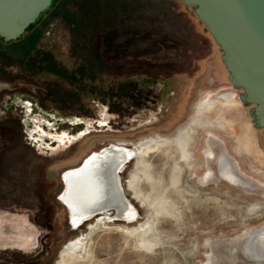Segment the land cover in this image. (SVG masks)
I'll list each match as a JSON object with an SVG mask.
<instances>
[{"label":"rangeland","instance_id":"1","mask_svg":"<svg viewBox=\"0 0 264 264\" xmlns=\"http://www.w3.org/2000/svg\"><path fill=\"white\" fill-rule=\"evenodd\" d=\"M226 93L242 92L182 0H56L0 41V212L35 232L30 249L0 245V264H264L246 251L264 230V132ZM62 132L85 135L58 147ZM112 144L139 151L120 174L137 221L73 229L62 175Z\"/></svg>","mask_w":264,"mask_h":264},{"label":"water","instance_id":"2","mask_svg":"<svg viewBox=\"0 0 264 264\" xmlns=\"http://www.w3.org/2000/svg\"><path fill=\"white\" fill-rule=\"evenodd\" d=\"M56 0H0V41L20 39ZM221 51L228 81L264 132V0H182ZM249 252V251H248Z\"/></svg>","mask_w":264,"mask_h":264},{"label":"bare ground","instance_id":"3","mask_svg":"<svg viewBox=\"0 0 264 264\" xmlns=\"http://www.w3.org/2000/svg\"><path fill=\"white\" fill-rule=\"evenodd\" d=\"M228 94L219 96V99L225 100V102H234L236 103L235 105L240 104L241 100L239 97L235 95L231 97ZM125 150L127 149L124 147L115 146L104 148L96 153H92V155L90 154L91 156L89 155L90 157L88 156L79 167L69 170L62 175L64 186L59 196V202L66 209L68 220L73 227H76L77 224L88 222L96 216H101V218L96 221L95 225L90 227L89 233L102 227L105 224V220L123 221L132 224L137 221L138 213L136 208L124 197L120 183L122 171L119 172V170L121 167L123 169L127 165V161H130L134 156V154ZM143 151L147 153V149ZM214 158L213 156L211 159ZM225 159L223 155L217 159L220 166L218 173L221 178L225 179V181L227 180L232 185L244 186V181L238 176L237 172L233 168L225 166L226 164L229 165ZM95 170L98 171V176L103 182V193L99 195L91 194L90 192L92 178L94 179L93 171ZM109 214H114L112 215L114 217L109 216ZM6 222L11 224L8 230L10 234H14L13 236L6 235L7 230L3 225ZM89 233L86 235L85 241L89 239ZM263 233V229L258 232V244H254V240H250L246 245V251H249L251 254V256L249 254V257L257 259L258 253L260 251H262L261 253L264 252ZM34 238L35 232L33 229H30V224L27 222L25 216L0 212L1 246H11L19 250H27L30 245H32L30 247H33L35 244ZM82 243V241L79 243L78 250L82 249Z\"/></svg>","mask_w":264,"mask_h":264},{"label":"flooded vegetation","instance_id":"4","mask_svg":"<svg viewBox=\"0 0 264 264\" xmlns=\"http://www.w3.org/2000/svg\"><path fill=\"white\" fill-rule=\"evenodd\" d=\"M229 96H231V97H233L234 95L232 94V93H229L228 94ZM222 102H225V100H222ZM73 124H77V123H73ZM83 135H85L84 133H81L78 137H70L69 136V134L68 133H66V132H62V134L61 135H56V136H54L53 138H54V140H55V142H57V145H58V147L60 146V145H62V144H64L65 143V139L66 140H68L69 142H73V141H76L78 138H80V137H82ZM40 137V141H43V139H42V136H43V134H40L39 135ZM37 139V138H36ZM38 140V139H37ZM112 146H115V147H124V148H126L127 150H125L126 152L128 151V152H130V153H132V154H134V156H133V158H135V156H136V154L139 152V151H134L133 149H130V148H128L127 146H125V145H122V144H112V145H110V146H106V147H103V148H101V149H104V148H107V147H112ZM49 148H50V146H48ZM101 149H99V150H101ZM98 150V151H99ZM124 151V152H125ZM89 156V155H88ZM87 156V157H88ZM86 157V158H87ZM133 158L130 160V161H128L127 162V164H129L132 160H133ZM80 166V165H79ZM78 166V167H79ZM77 168V167H76ZM74 169V168H73ZM70 170H72V169H70ZM67 171H69V170H66L65 172H67ZM64 172V173H65ZM63 173V174H64ZM61 182H62V185L64 186V184H63V179L61 178ZM58 201H59V198H58ZM11 214H13V213H11ZM18 215V214H17ZM112 215H114V214H112ZM112 215H109V216H112ZM20 216V215H19ZM97 218H101V216H96V217H94L93 219H97ZM92 219V220H93ZM27 220V219H26ZM28 223H29V221H27ZM86 223V222H85ZM84 224V223H83ZM82 224V225H83ZM80 227V226H79ZM30 246H32V245H30ZM29 246V248H27V249H30L31 247Z\"/></svg>","mask_w":264,"mask_h":264},{"label":"trees","instance_id":"5","mask_svg":"<svg viewBox=\"0 0 264 264\" xmlns=\"http://www.w3.org/2000/svg\"><path fill=\"white\" fill-rule=\"evenodd\" d=\"M35 25V24H34ZM33 26V25H32ZM32 26H30L27 30H26V32L32 27Z\"/></svg>","mask_w":264,"mask_h":264}]
</instances>
